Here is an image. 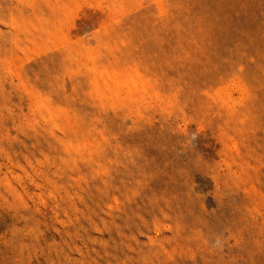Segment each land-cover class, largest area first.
Here are the masks:
<instances>
[{
	"label": "rangeland",
	"instance_id": "rangeland-1",
	"mask_svg": "<svg viewBox=\"0 0 264 264\" xmlns=\"http://www.w3.org/2000/svg\"><path fill=\"white\" fill-rule=\"evenodd\" d=\"M0 264H264V0H0Z\"/></svg>",
	"mask_w": 264,
	"mask_h": 264
}]
</instances>
